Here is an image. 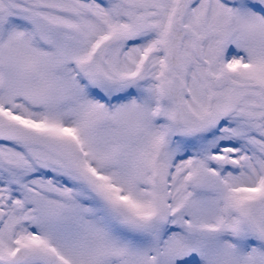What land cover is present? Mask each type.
I'll list each match as a JSON object with an SVG mask.
<instances>
[{
    "label": "snow or ice",
    "instance_id": "snow-or-ice-1",
    "mask_svg": "<svg viewBox=\"0 0 264 264\" xmlns=\"http://www.w3.org/2000/svg\"><path fill=\"white\" fill-rule=\"evenodd\" d=\"M0 264H264V0H0Z\"/></svg>",
    "mask_w": 264,
    "mask_h": 264
}]
</instances>
